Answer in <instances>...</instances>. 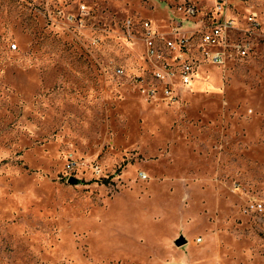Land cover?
Wrapping results in <instances>:
<instances>
[{
	"label": "rangeland",
	"instance_id": "374dc122",
	"mask_svg": "<svg viewBox=\"0 0 264 264\" xmlns=\"http://www.w3.org/2000/svg\"><path fill=\"white\" fill-rule=\"evenodd\" d=\"M0 264H264V0H0Z\"/></svg>",
	"mask_w": 264,
	"mask_h": 264
},
{
	"label": "built area",
	"instance_id": "2783aa9c",
	"mask_svg": "<svg viewBox=\"0 0 264 264\" xmlns=\"http://www.w3.org/2000/svg\"><path fill=\"white\" fill-rule=\"evenodd\" d=\"M217 6L219 12H223V10L225 9H223L224 4L219 1ZM186 11L190 16L197 15V10L193 7L186 8ZM224 17V19H221L220 21L216 22L209 30L202 29V40L206 44L213 45L223 41L226 37V34L234 27L233 18L227 15H225ZM141 26L145 32L146 42L148 44V52L150 54H154L156 52L155 44L158 41L164 39L165 36H163L161 32H159V29L156 27V25L153 24L151 20H145ZM172 35L173 37L167 39V42L165 44L166 47L170 49H176L177 47L180 49L185 44V41L189 39L182 35L181 29H175L174 32H172ZM14 47H16V45ZM243 53L245 54V52ZM209 57L216 64L223 63V58L218 53L209 54ZM193 71V66L190 64H186L182 68L183 80L185 83H190L192 81ZM158 75L161 76V73H158Z\"/></svg>",
	"mask_w": 264,
	"mask_h": 264
},
{
	"label": "water",
	"instance_id": "95a60500",
	"mask_svg": "<svg viewBox=\"0 0 264 264\" xmlns=\"http://www.w3.org/2000/svg\"><path fill=\"white\" fill-rule=\"evenodd\" d=\"M69 182L71 183V184H78V183H80V180L78 179V178H76V177H70L69 178ZM186 243V239L182 236V237H180L178 240H177V244L179 245V246H181V245H184Z\"/></svg>",
	"mask_w": 264,
	"mask_h": 264
}]
</instances>
